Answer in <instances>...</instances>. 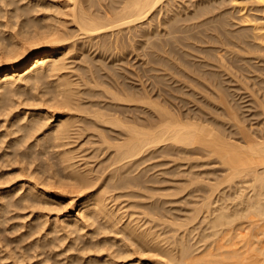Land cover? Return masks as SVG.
I'll list each match as a JSON object with an SVG mask.
<instances>
[{
  "label": "bare ground",
  "instance_id": "obj_1",
  "mask_svg": "<svg viewBox=\"0 0 264 264\" xmlns=\"http://www.w3.org/2000/svg\"><path fill=\"white\" fill-rule=\"evenodd\" d=\"M187 1L0 0V264H264V0Z\"/></svg>",
  "mask_w": 264,
  "mask_h": 264
},
{
  "label": "rangeland",
  "instance_id": "obj_2",
  "mask_svg": "<svg viewBox=\"0 0 264 264\" xmlns=\"http://www.w3.org/2000/svg\"><path fill=\"white\" fill-rule=\"evenodd\" d=\"M193 1H201V0H193ZM217 1L221 3L223 10H231V8L234 6V3H232L230 0H217ZM186 2L188 3L187 0H186ZM236 5H238L237 7H239V8H246L247 10H250L251 8H254V9L256 8V5L253 4L251 0H236ZM139 79H141V81H142V80H145V77L141 78V76H140V78H137V80H139ZM153 161H155V162L158 161V162H163V163L166 162L167 164L164 165V166H161V167L167 168V169L178 168V170H181L182 172L187 170V169H189L188 167H189V165L191 163L203 164V166L196 167V168H194V170H201V171L208 170V171H212V170L216 169L215 166H212L214 164H211L213 162V159H212V161H211V159L209 160L211 162H210V165H208L209 164L208 159L205 158L204 156L202 157V156L197 155V154H182L181 156H177V155L166 156L165 155L163 157L156 158ZM206 162H208V163H206ZM177 165L178 166L181 165V166L177 167ZM182 172L180 174H176L174 176H171V178L174 180V182L177 185H180V186H183V187L189 185V186L186 187V190L183 191L179 196L184 195L186 192H188V190L196 187V185L199 182H201V179H194L193 181H190L188 183L189 178H191L193 175L188 173V172H186V173H182ZM211 177H212V175H211ZM20 194H22V191L19 192V195ZM20 211L19 212L16 211L15 214H17V213L20 214ZM24 212L28 213L29 210L27 209V212H26V210ZM25 213L21 212L22 215L25 214ZM18 219H20V218H17L16 220H18ZM27 219H26V222L21 219V222L24 221L25 223H27L30 218H27ZM16 220L12 221V223H15V222L17 224L21 223L20 220L19 221H16ZM22 230H24V229H22Z\"/></svg>",
  "mask_w": 264,
  "mask_h": 264
}]
</instances>
